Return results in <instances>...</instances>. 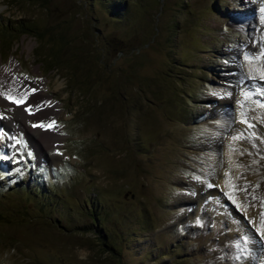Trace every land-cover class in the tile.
Instances as JSON below:
<instances>
[{"label":"rangeland","instance_id":"obj_1","mask_svg":"<svg viewBox=\"0 0 264 264\" xmlns=\"http://www.w3.org/2000/svg\"><path fill=\"white\" fill-rule=\"evenodd\" d=\"M12 61L0 264H264V0H0Z\"/></svg>","mask_w":264,"mask_h":264},{"label":"bare ground","instance_id":"obj_2","mask_svg":"<svg viewBox=\"0 0 264 264\" xmlns=\"http://www.w3.org/2000/svg\"><path fill=\"white\" fill-rule=\"evenodd\" d=\"M16 69L17 64L14 61L11 62L10 66H2L0 69V101L5 103L7 101L6 95L14 99L28 100V106H31V111L27 110L29 107L26 108L25 103H16L17 106L27 111L24 116L35 118L39 121L48 118L51 123L43 127L41 126L42 124L29 126L25 123V117L22 115L20 121H24L21 123L23 128L28 132H32L34 141L40 150L43 148L41 141H43L45 146L47 144L51 145V143L56 145L59 140V134L56 130L55 121L61 112L58 101L41 89L42 84L40 82L29 83L25 79L18 77L15 73ZM32 89H35V92H32ZM38 106L39 110H36ZM4 120L9 122L7 118H4ZM16 120L12 121V123L16 122Z\"/></svg>","mask_w":264,"mask_h":264},{"label":"snow or ice","instance_id":"obj_3","mask_svg":"<svg viewBox=\"0 0 264 264\" xmlns=\"http://www.w3.org/2000/svg\"><path fill=\"white\" fill-rule=\"evenodd\" d=\"M246 58L251 59L250 57H246ZM31 91L32 92H35V89H32ZM6 98L9 99L13 103H17V104L26 103L25 100H22V99H14V98L9 97L7 95H6ZM261 106L264 107V105H261ZM27 110L31 111V106H29V109H27ZM36 110H39V106L37 107ZM244 122L247 123V121H244ZM41 126L43 127V125H41ZM249 126H251V125H249ZM243 190L246 191V189H243ZM261 219L264 220V212L261 213ZM260 234H261L262 237H264V232H261Z\"/></svg>","mask_w":264,"mask_h":264},{"label":"trees","instance_id":"obj_4","mask_svg":"<svg viewBox=\"0 0 264 264\" xmlns=\"http://www.w3.org/2000/svg\"><path fill=\"white\" fill-rule=\"evenodd\" d=\"M23 21L21 20V21H19V22H17V24H20L21 25V23H22ZM24 28V27H23ZM25 29V28H24ZM53 67V66H52Z\"/></svg>","mask_w":264,"mask_h":264}]
</instances>
